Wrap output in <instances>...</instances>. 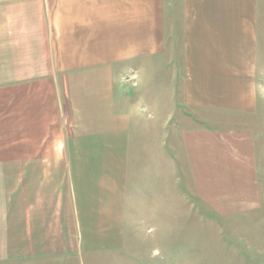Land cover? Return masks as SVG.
Listing matches in <instances>:
<instances>
[{
    "label": "crops",
    "instance_id": "obj_1",
    "mask_svg": "<svg viewBox=\"0 0 264 264\" xmlns=\"http://www.w3.org/2000/svg\"><path fill=\"white\" fill-rule=\"evenodd\" d=\"M263 65L264 0H0L4 258L182 264L198 208L261 212Z\"/></svg>",
    "mask_w": 264,
    "mask_h": 264
},
{
    "label": "rangeland",
    "instance_id": "obj_2",
    "mask_svg": "<svg viewBox=\"0 0 264 264\" xmlns=\"http://www.w3.org/2000/svg\"><path fill=\"white\" fill-rule=\"evenodd\" d=\"M262 82L260 101L263 108L258 123V147L262 158L261 181L264 190V78ZM6 179L9 182V179L13 178ZM1 196H3V199L5 197L12 198L13 194L1 193ZM197 211L204 212L203 218L201 219L199 216V221L194 224H183L180 240H167L165 250H162V252H176L177 257L180 254L182 264H264V209L249 217L241 216L233 219L218 216L210 208L209 211L200 210L199 208ZM1 212H4V209ZM1 221L4 223V218ZM0 242L3 245L5 240ZM6 243L12 244L11 240L6 241ZM133 244L135 250L156 252L152 259L149 256L140 258L134 256L135 253L134 255L131 254L129 259L136 264H173L172 253H165V259L158 256L156 241H135ZM2 254L3 252H0L1 256H3ZM146 260L151 262L149 263ZM159 260L161 261L159 262ZM0 264L19 263L12 256L5 258L3 256L0 258ZM23 264L30 263L27 260Z\"/></svg>",
    "mask_w": 264,
    "mask_h": 264
}]
</instances>
